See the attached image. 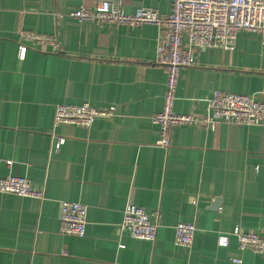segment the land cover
I'll return each mask as SVG.
<instances>
[{
	"label": "crops",
	"instance_id": "1",
	"mask_svg": "<svg viewBox=\"0 0 264 264\" xmlns=\"http://www.w3.org/2000/svg\"><path fill=\"white\" fill-rule=\"evenodd\" d=\"M99 1L0 0V178L27 177L43 192L0 194V264H264L233 235L239 228L264 237V125H184L170 148L157 146L153 117L167 80L157 64L159 29L57 19ZM109 1L126 13L163 15L173 3ZM20 31L57 35L61 52L30 49L21 61ZM215 91L264 102L260 36L241 32L232 52L198 51L181 72L175 112L212 117ZM83 104L116 111L90 129L55 126L58 105ZM64 201L87 206L84 238L60 233ZM129 204L158 224L155 242L120 231ZM180 223L196 226L191 248L175 243ZM219 236L229 237L228 247L218 246Z\"/></svg>",
	"mask_w": 264,
	"mask_h": 264
},
{
	"label": "built area",
	"instance_id": "2",
	"mask_svg": "<svg viewBox=\"0 0 264 264\" xmlns=\"http://www.w3.org/2000/svg\"><path fill=\"white\" fill-rule=\"evenodd\" d=\"M69 16L79 24L94 23L111 26H156L159 29L157 43V64L166 71V87L163 109L154 115L153 122L160 128L157 146L168 149L172 132L184 125L219 122L243 126L264 125V102L251 96L215 91L209 102L212 117L199 118L196 115H181L175 112L179 79L182 70L195 64L198 51L218 49L235 51L241 32L256 34L264 44V0H173L172 10L163 15L159 12L139 8L126 13L109 0H102L89 7L81 6L68 15L58 14V20ZM30 49L42 53H60L61 45L57 35H44L20 31L18 55L25 60ZM115 107L97 109L89 104L79 106L58 105L55 110V126L69 125L90 129L99 118L114 115ZM65 143L59 138L56 147ZM7 165L11 166L12 161ZM0 194L24 198L43 199V192L36 189L27 177L7 176L0 178ZM88 208L80 202L64 201L61 206L60 233L84 238L87 229ZM155 217L159 216L157 214ZM158 224L143 208L129 204L123 214L120 231L133 239L155 242ZM194 223H180L175 228L177 246L191 248L196 235ZM233 235L241 250H252L264 255V237L255 232L243 233L236 228ZM229 237L219 236L218 246L228 247ZM232 264H243L239 258H232Z\"/></svg>",
	"mask_w": 264,
	"mask_h": 264
},
{
	"label": "water",
	"instance_id": "3",
	"mask_svg": "<svg viewBox=\"0 0 264 264\" xmlns=\"http://www.w3.org/2000/svg\"><path fill=\"white\" fill-rule=\"evenodd\" d=\"M219 208V200H216L213 204V210H217Z\"/></svg>",
	"mask_w": 264,
	"mask_h": 264
}]
</instances>
